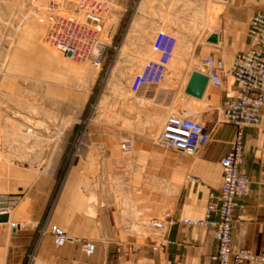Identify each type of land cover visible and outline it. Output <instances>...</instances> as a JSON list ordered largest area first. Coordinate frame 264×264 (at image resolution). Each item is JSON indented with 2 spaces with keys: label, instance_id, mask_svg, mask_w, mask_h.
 I'll return each mask as SVG.
<instances>
[{
  "label": "rangeland",
  "instance_id": "374dc122",
  "mask_svg": "<svg viewBox=\"0 0 264 264\" xmlns=\"http://www.w3.org/2000/svg\"><path fill=\"white\" fill-rule=\"evenodd\" d=\"M263 3L264 0H232L229 4L215 0H116L107 19L112 46L105 62L95 67L88 61L66 58L46 43V26L40 22L48 10L46 0H0V209L13 210L14 223L13 214L23 196L33 191L53 193L54 197L75 160L76 147L88 151L89 168L85 173L93 183L86 187L104 190L111 198L109 202L125 207L121 194L127 192L122 184L134 177L138 139L155 146V152L146 154L144 160H159L163 172L171 160V150L161 147L158 137L167 117L184 113L206 125L214 120L210 107L191 102L183 86L190 72L202 68L204 56L214 58L203 52V45L214 31L218 18L215 7L237 6L249 23L253 7ZM224 9L216 29L226 16ZM159 30L178 39L167 79L147 94H133L130 84L134 75L148 59L156 57L152 42ZM18 101L31 103L45 113H32ZM31 129L37 136L23 134ZM124 136L136 139L129 153L120 145ZM105 160L108 168H104ZM101 177L110 179L108 186L100 184ZM129 186L135 192L139 189L146 193V186ZM171 208V203H161L156 211L137 219L133 232L150 235L149 218ZM12 223L9 220L0 227L12 229ZM37 249L38 244H12L8 251V244H0V260L4 255V264H38ZM134 264L152 262L139 259Z\"/></svg>",
  "mask_w": 264,
  "mask_h": 264
},
{
  "label": "crops",
  "instance_id": "0c3cea01",
  "mask_svg": "<svg viewBox=\"0 0 264 264\" xmlns=\"http://www.w3.org/2000/svg\"><path fill=\"white\" fill-rule=\"evenodd\" d=\"M263 5L264 3L253 7V14ZM223 9H214L218 18L212 33L219 34V42H206L203 52L211 53L214 59L222 58L226 67H230L236 54L246 50L251 44L248 36L249 23L244 12L237 6L226 7V16L222 17L220 27L216 29ZM126 40L127 35L121 42ZM210 88L201 100L187 95L195 105L206 104L212 111L210 114L214 120L211 125L202 121L213 130L211 141L206 147L194 155L188 154L189 156L171 150L168 156L171 160L163 167L165 171L161 172L159 160H144L146 154L155 152V146L146 139H138L132 167L135 174L130 178L131 182L122 184L127 193L121 194L125 204L121 208L108 201L111 198H108L104 190L101 192L93 187H86L93 183L92 177L85 173L89 168L88 151L79 148L54 197L53 193L33 191L23 196L13 214V221L24 226L17 231L6 226L0 227V244H8V251L12 244H38V264H134L139 259H147L152 264H215L213 256L217 254L218 242L214 237L213 227L188 226L178 222L170 228L171 243L163 251L153 249L149 236L140 235L132 229L134 223L156 211L165 202L172 204L171 210L177 219L204 217L209 192L211 189H218L222 181L220 158L231 148L235 135V127L224 120L223 103L236 94L238 85L233 79H226L222 87ZM105 163L104 168H108V160ZM241 170L249 176L252 183L250 194L243 199L244 207L236 210L233 245L235 248L246 247L258 253L264 251V130L259 126L244 129ZM189 176H197L201 182L191 181ZM109 180L101 177L99 181L101 185L108 186ZM54 184L53 181L51 185ZM134 184L146 186V193L142 194L139 189L137 192L132 190L129 185ZM204 184L209 186L206 188ZM166 186L168 193L165 192ZM52 224L64 228L71 237L64 246L55 245L50 233ZM84 239L96 242V249L92 254H87L82 249ZM134 244L138 245L137 250L133 249ZM3 257L4 255L0 264H4ZM6 261L8 263V258ZM240 264L264 263L247 261Z\"/></svg>",
  "mask_w": 264,
  "mask_h": 264
},
{
  "label": "built area",
  "instance_id": "2783aa9c",
  "mask_svg": "<svg viewBox=\"0 0 264 264\" xmlns=\"http://www.w3.org/2000/svg\"><path fill=\"white\" fill-rule=\"evenodd\" d=\"M215 1L229 4L232 0ZM115 2L116 0H46L48 10L40 19L46 26V43L66 58L81 63L88 61L93 66L100 67L112 46L106 26ZM248 36L250 46L236 54L230 67H226L222 58L212 57L205 60L207 64L201 71L208 76V85L212 87H222L226 79H233L238 85L236 94L227 99L222 108L224 120L235 127V135L231 148L220 158L223 168L221 184L218 189L210 190L202 218L177 219L171 209H166L161 216L149 218L147 226L151 234L148 236L152 239L155 250L163 251L171 243L170 228L181 222L188 226L214 228V237L218 242L217 254L213 256L215 264H240L247 261L264 263V251L255 253L249 248H235L233 245L236 210L244 207L243 199L250 194L252 183L249 176L241 170L244 129L259 126L264 130V5L251 16ZM177 41V36L166 30L156 32L152 42L156 57L148 59L134 75L130 84L133 94H147L167 79ZM212 131L201 120L172 113L164 123L158 144L165 149L194 155L208 145ZM120 145L125 153H129L134 148L135 138L124 136ZM78 149L76 147L75 153ZM189 179L201 182L197 176H189ZM208 186L204 184V187ZM7 211L6 207H2L0 214ZM12 227L16 231L22 228L15 223H12ZM50 233L55 245L59 247L71 239L66 230L57 224L50 225ZM81 246L87 254H92L96 249V242L84 239ZM138 248V245H133L134 250Z\"/></svg>",
  "mask_w": 264,
  "mask_h": 264
},
{
  "label": "water",
  "instance_id": "95a60500",
  "mask_svg": "<svg viewBox=\"0 0 264 264\" xmlns=\"http://www.w3.org/2000/svg\"><path fill=\"white\" fill-rule=\"evenodd\" d=\"M207 41L211 43H218L219 34L217 32H213L208 36ZM208 83L209 78L206 74L199 70H193L185 87V93L195 98L201 99L206 92ZM9 216L10 215L8 213H1L0 222L9 221Z\"/></svg>",
  "mask_w": 264,
  "mask_h": 264
},
{
  "label": "bare ground",
  "instance_id": "6f19581e",
  "mask_svg": "<svg viewBox=\"0 0 264 264\" xmlns=\"http://www.w3.org/2000/svg\"><path fill=\"white\" fill-rule=\"evenodd\" d=\"M47 13V12H46ZM69 15H73L72 13H68ZM106 29L109 31V36H110V38H111V36H112V31H111V28L110 27H107L106 26ZM45 35H46V33H45ZM110 38H109V42L111 41L110 40ZM207 41V40H206ZM208 42V41H207ZM208 43H211V42H208ZM213 44V43H212ZM54 48V47H53ZM56 51H58L56 48H54ZM59 52V51H58ZM60 53V52H59ZM209 57H210V55H207V56H204L203 58H202V68H200L199 69V71H202V70H204L205 69V65L207 64L206 62H205V60H207V59H209ZM196 70V69H195ZM192 73V72H191ZM191 75V74H190ZM188 83V82H187ZM208 88H210V85H208L207 86V89H206V91L208 90ZM184 92H185V89H184ZM206 93V92H205ZM188 95V94H187ZM188 96H191V95H188ZM204 96H205V94H204ZM204 96L201 98V99H203L204 98ZM192 98H195V97H193V96H191ZM196 99H198V98H196ZM200 99V100H201ZM18 103V105H20L23 109H26V110H28V111H30V112H32L33 113V111H41V112H44L45 113V111H43L40 107H36V106H34L33 104H31V103H24L23 101L22 102H17ZM106 112V111H105ZM40 113V112H39ZM174 114H176V113H174ZM178 114H180V115H188V114H184V113H178ZM188 116H190V115H188ZM28 128V127H27ZM26 132V133H25ZM23 134H25V135H29V136H32V135H36L35 133H34V130H27V131H25ZM37 136V135H36ZM118 192V191H117ZM13 212V210H9V211H7L6 213H8L10 216H11V213ZM10 216H9V220H10ZM9 221H7V222H0V223H8ZM15 224H17L16 222H14ZM144 223V222H143ZM142 223V224H143ZM13 228V227H12ZM147 228H148V226H147ZM14 229V228H13ZM149 229V228H148ZM150 230V229H149ZM47 231V230H46ZM45 231V232H46ZM151 231V230H150ZM67 232V231H66ZM68 233V232H67ZM69 235V234H68ZM70 237V236H69ZM71 238V237H70Z\"/></svg>",
  "mask_w": 264,
  "mask_h": 264
}]
</instances>
